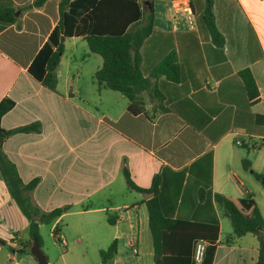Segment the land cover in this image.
<instances>
[{
	"label": "crops",
	"instance_id": "crops-1",
	"mask_svg": "<svg viewBox=\"0 0 264 264\" xmlns=\"http://www.w3.org/2000/svg\"><path fill=\"white\" fill-rule=\"evenodd\" d=\"M12 1L17 20L0 30V100L9 98L14 106L0 125L40 127L9 135L2 150L24 183L39 179L32 199L41 210L64 208L50 227L59 226L65 241L60 264H70L69 243L82 240L97 250L93 264L114 240L112 264H119L123 242L136 254L134 264H155L145 203L155 193L145 198L146 193L128 189L123 167L141 188L160 175L157 195L173 218L218 222L219 236L207 244L201 264H256L258 237L248 233L227 243L231 222L214 196L251 193L264 217V186L252 173L264 175V146L259 145L264 124L255 122V115H264V0H140L142 13L150 4L154 11L152 32L139 49L142 73L149 76L168 54L178 70L177 76L168 71L152 78L142 94L144 110L137 114L128 111L123 94L98 89L94 74L102 60L90 50L76 57L77 44L85 41L81 36L64 40L55 90L34 78L28 68L60 19V0L41 6L34 0ZM208 3L224 39L220 46L204 24ZM68 41L74 47L66 52ZM245 68L259 90L256 103L248 100L238 75ZM244 159L250 170L243 167ZM70 212L89 215L75 235L62 223ZM110 214L118 215L113 225L107 221ZM29 241V221L0 173L3 264H38L29 254L16 258ZM48 264L58 263L48 258Z\"/></svg>",
	"mask_w": 264,
	"mask_h": 264
},
{
	"label": "trees",
	"instance_id": "trees-1",
	"mask_svg": "<svg viewBox=\"0 0 264 264\" xmlns=\"http://www.w3.org/2000/svg\"><path fill=\"white\" fill-rule=\"evenodd\" d=\"M45 1L34 0L33 5L41 6ZM150 6L148 13L144 14L141 12L140 0H60V19L30 64L29 73L46 88L55 90V70L64 51V40L81 36L90 52L102 58V65L94 74L98 89L105 88L123 94L128 100V111L134 114L142 112L145 105L142 94L150 89L152 78L168 71L176 72L177 76L178 70L174 55L168 54L153 68L149 76H144L141 71L139 49L152 32L154 23L152 4ZM15 11L12 0H0V30L17 20ZM203 20L213 42L218 46L222 45L224 39L215 24L209 3L204 10ZM238 75L243 81L248 100L256 103L260 94L250 69H241ZM13 106L14 101L9 98L0 100V120ZM255 122L264 124V115H255ZM39 127L38 124L32 123L6 130L0 125V173L10 196L29 221V246L32 240L36 239L42 247L39 225L52 223L63 213L64 208H55L48 212L41 210L32 199V190L39 179L34 178L24 183L15 165L2 150V143L9 135L39 130ZM259 145L264 146V139ZM242 164L245 169L250 168L248 159H244ZM122 172L128 189L155 193L152 198L145 200V203L154 258L159 260V264H192L195 241L216 242L219 236L218 222L203 223L173 218L172 214L165 210L161 198L157 195L159 174L154 175L149 188H141L132 181L126 167L122 168ZM252 173L257 179L262 177V174L255 171ZM214 199L231 222L232 234L226 240L227 243L248 233L256 235L259 239L256 264H264V217L253 195L247 193L245 197H233L215 194ZM117 219V214H110L107 221L113 225ZM59 231V226L51 231L56 241H59ZM24 250L25 246L19 249L22 252ZM116 252L117 243L114 240L106 249L99 251V264H106Z\"/></svg>",
	"mask_w": 264,
	"mask_h": 264
},
{
	"label": "rangeland",
	"instance_id": "rangeland-1",
	"mask_svg": "<svg viewBox=\"0 0 264 264\" xmlns=\"http://www.w3.org/2000/svg\"><path fill=\"white\" fill-rule=\"evenodd\" d=\"M79 42H81V39H79ZM83 44V45H82ZM74 47V45L71 46V41L67 42V45L65 47V51L68 52L70 48ZM84 49V51H83ZM85 52H89V48L86 44L85 41H82V43L77 44V58H81L82 55ZM93 56V55H92ZM96 57L93 58H99L100 60L101 57L98 55H95ZM89 78V77H88ZM250 170V169H249ZM264 176V175H262ZM262 178V177H261ZM261 178H260V183H261ZM89 218V215H83L79 213H72L70 212L63 218V225H68L69 229L67 232H69L71 235H75L78 231V226L79 223L82 219ZM229 222V221H228ZM51 223H44L40 227V235L42 239V251L46 254L47 258H49L52 261H56V263L60 264L61 263V254L64 252V247L59 241H56V239L53 237L51 233ZM63 227V230L61 231L60 235L65 236L66 229ZM59 237V236H58ZM31 241V240H30ZM29 242L25 245V250L24 252L17 250L16 252V258L24 257L26 254H29V256H33L30 252V247ZM28 246V248H27ZM27 248V249H26ZM121 251L118 254V263L119 264H134V258H137L136 254L133 253V249L130 248L128 245L122 244V246L119 247ZM68 249V254L67 260L70 262V264H81L82 262H86L92 259H97V250L96 248L90 246H86V244L83 242L81 243H74L71 242L69 243V246L67 247ZM7 250L10 251V249L7 247ZM117 255V254H116ZM115 256V255H114ZM92 263V262H91ZM0 264H3V260L0 259ZM93 264V263H92Z\"/></svg>",
	"mask_w": 264,
	"mask_h": 264
},
{
	"label": "water",
	"instance_id": "water-1",
	"mask_svg": "<svg viewBox=\"0 0 264 264\" xmlns=\"http://www.w3.org/2000/svg\"><path fill=\"white\" fill-rule=\"evenodd\" d=\"M146 2H148V1H146ZM17 14H18V12H15V15H17ZM261 183L264 186V176H262V178H261ZM152 196H153V193L144 194L145 198H149ZM30 252L36 258L38 264H48V258L46 256V254L42 251L38 240H36V239L32 240ZM112 263H113V258H110V259H108L106 264H112ZM155 264H159L158 259L155 260Z\"/></svg>",
	"mask_w": 264,
	"mask_h": 264
},
{
	"label": "built area",
	"instance_id": "built-area-1",
	"mask_svg": "<svg viewBox=\"0 0 264 264\" xmlns=\"http://www.w3.org/2000/svg\"><path fill=\"white\" fill-rule=\"evenodd\" d=\"M184 0H180L182 3ZM188 1V0H187ZM236 144H240L239 141H236ZM60 243L62 246H65V241L62 238H59ZM208 242L205 240H197L193 245V252H192V264H201L205 257L206 247Z\"/></svg>",
	"mask_w": 264,
	"mask_h": 264
}]
</instances>
